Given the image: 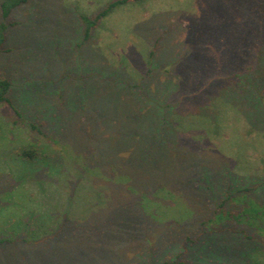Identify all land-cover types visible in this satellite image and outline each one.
Returning <instances> with one entry per match:
<instances>
[{
	"label": "rangeland",
	"instance_id": "374dc122",
	"mask_svg": "<svg viewBox=\"0 0 264 264\" xmlns=\"http://www.w3.org/2000/svg\"><path fill=\"white\" fill-rule=\"evenodd\" d=\"M4 1L0 79L11 81L10 95L22 117L44 126L43 132L33 129L0 103V237L16 238L25 231L31 238L0 244V264H151L136 256L147 241L137 209L123 207L129 201L122 190L125 179L102 177L107 160L124 163L136 175L140 167L145 175L173 180L178 202L161 211L165 223L158 221L171 240L180 227H187V221L176 217L190 218L185 205L194 206V199L183 191L188 192L186 181L193 178L220 184H211L219 190L212 209L228 181L232 193L258 185L254 201L264 208V102L243 94L246 89L229 88L230 82L180 95L190 84H207L218 51L239 66L247 63L243 52L257 43L264 52V0H136L113 9L85 42L80 15L112 0H29L8 16ZM161 35L158 49L150 54ZM214 42L218 47L210 46ZM150 63L156 66L148 71ZM159 63L170 69L159 68ZM142 77L149 78L154 97L176 96L164 114L173 139L161 147L162 153L139 135L162 126L161 109L143 100ZM24 147L51 157L23 160L18 150ZM109 152L115 158L106 160ZM95 162L100 173L90 169ZM95 178L104 189L95 190ZM74 179L83 185L82 179L84 186L73 199ZM179 183L185 188L178 190ZM108 211L115 214L111 220ZM76 217L91 222L95 229L90 231L100 230L98 222L102 228L87 233L86 223L80 228ZM66 218H71L67 225ZM255 225L243 234L215 232L200 244L202 253L196 258L197 249L190 246L186 264H264V226ZM155 247V264L180 260L178 248Z\"/></svg>",
	"mask_w": 264,
	"mask_h": 264
},
{
	"label": "trees",
	"instance_id": "16d2710c",
	"mask_svg": "<svg viewBox=\"0 0 264 264\" xmlns=\"http://www.w3.org/2000/svg\"><path fill=\"white\" fill-rule=\"evenodd\" d=\"M28 1L29 0L4 1L2 3V10L4 16H8L9 13L11 12L13 13V11H15L18 7L22 6L23 4H26ZM132 1H136V0H112L107 5L97 10L96 12H93L89 15L81 14L80 19L84 24L83 26L84 41L82 42L88 41L91 38L92 33L101 24L103 18H105L110 12H112L113 9L121 5L130 3ZM5 28H6L5 25H2V33L0 34L1 41H3L4 39L3 32ZM162 37L163 35H161L160 38L158 37L154 40L153 50L150 52V54H155L156 50L159 47V40H161ZM216 44L217 43L214 42V44L212 43V45L210 46H217L218 44L217 45ZM219 44L221 45V43ZM221 46L223 47L224 45ZM243 56L247 60V63H245V65L242 64V66H239L238 64L239 61L235 62L234 60L230 61L228 59H225L226 57H223L222 53L219 54L218 51L217 55L214 54L216 69L210 74V77L206 82L207 84L206 85L190 84L189 86H186L184 88L182 87L183 90L181 89L180 95L182 94L181 96H185L190 91H196V92L202 91L204 88L208 87L209 84L215 85L216 87H221V86L228 87L230 82L232 87L229 88H234V86H236L237 92L240 93L243 92V89H246V91L243 92V94L244 93L251 94L255 98L260 99L262 102H264V52H262L260 48V44L257 43L256 47L252 48L249 52H246L245 54L243 52ZM154 66H156V64L150 63L148 71H150ZM157 66L159 68H167L166 70L170 69L167 66H162V64L160 65V63ZM223 78L229 81L228 82L219 81L220 79ZM137 85L135 84L136 87H138ZM11 86H12L11 81L8 78L0 79V103H6L15 112L19 120H21L23 123L29 124L33 129L38 130L39 132H43L42 131L44 126L43 124H41L42 125L41 128V126L35 124L32 120H26L24 117H22V114L19 111V109L13 104V100L10 95ZM139 86H141L142 88L140 89V92L142 94L144 102H150L153 104V106L156 105L158 108L161 109V114L159 116L158 115L156 116H158L159 119L162 120V126L160 130L146 132V133L141 132L139 135L142 137L141 140L153 141L151 147L155 149L159 147L157 151H159V153L160 152L162 153L161 147H163L164 145H169V143H171V140L173 139V135H171L169 125L166 123L167 119H164L166 117V115L164 114L169 109H171L170 107L172 106V99L176 96L173 95L172 93L171 95H164L163 97L160 96L154 97L151 88H149L150 86L149 78L147 79V77L140 78ZM160 88H161V83L158 84L154 89L159 90ZM156 143L159 145L156 146ZM18 151H19L18 155L22 157L23 160H27L30 162H33L35 160L43 161L51 157V153L48 152L42 153L39 148L24 147L19 149ZM106 155L108 156L106 158L107 160L109 156L112 157L113 154L109 152ZM146 155L153 156V154L151 155V152L148 151L146 152ZM142 156L143 158L146 159L145 154H143ZM112 158H115V156H113ZM108 161L110 160L106 161V174H103L102 177L106 179L105 177L112 178L115 175L118 177L117 179H120L121 177L125 179V183L127 187H124L125 190L124 189L122 190L123 192L125 191V195L127 194L129 201L125 200L123 204L125 203L126 204L123 205V207L126 208L129 206L132 209L133 208L137 209L136 213L140 217V221H141L140 232L144 237V239L147 241L146 243L141 245V247H139V249L136 251V256L138 258H146L148 261L151 262V264H155L153 259L158 256L157 253L159 251L156 250L155 246L159 243H161L164 249H167L166 247H164V245H167L170 249L178 248L179 251L177 253V257L180 260L179 261L164 260L158 264H176V263L186 264L187 260L184 258V256L188 252V250H190L191 248L190 246L193 245L195 249H197V252L194 255L196 258L199 254L202 253V250L200 249V244L204 242L206 238L212 237V235H214L215 232L217 233L218 231H228V232L233 231L234 233L240 232L243 234L247 231V226H252V225L256 226L255 224H258L259 226H264L262 225L264 224L263 223L264 208L260 207L258 205V202L254 201V199H256L255 189L258 185L252 184L251 186L241 187L237 192L232 193L231 184L233 183L231 181H228L227 185L221 186L223 197H220V201L217 200L219 201V203L216 204L214 209H212L211 205H213V203L216 202L215 199L219 193V190L216 191L212 190L211 184L213 183L214 185H220V184L210 181L208 178L206 179L198 178L196 180L193 178L192 181L185 180L187 182L186 185L188 192H186V190L185 192L183 191V193L186 194L188 197L194 199L193 201L195 203L194 206L192 205L189 206L188 205L189 203L185 205L187 207L188 215L190 218L185 219L184 217L183 218L176 217L177 219H179V221L180 219H182L183 221H187L186 222L187 227L183 225V227L181 228L180 226L182 224L178 222L180 231L173 233L174 238L171 240L170 234H167L166 236L165 233H163V230L162 231L159 230L160 228L158 221L159 220L162 221V218L160 217L161 211L164 212L165 210L169 209L170 206L176 205V203L178 202V200L174 198L176 194L175 192L177 190L171 188L173 186V180L167 179L166 177L160 175L156 177L145 175L144 174L145 170L140 167L136 168L137 170H140V172H138V175H136V173H134L135 171L132 172L129 170V168H125L124 163L120 162L121 164H118L116 166L115 164L117 163H113L111 161L110 163H108ZM111 163H113V165ZM91 165H90L91 170L100 173L98 170H101V168L97 166L99 165L98 162L92 163ZM192 171H193L192 175L196 173L195 170ZM96 179L97 178H95V181ZM106 181H103V183H106ZM73 182L74 184H72L71 186V191L73 193V199H74L75 196L78 195L80 189L83 188L84 181H82V179L80 180V182H83V185L78 184V179H74ZM96 182H97L95 184L96 189L94 187L95 190L98 189L99 191L105 188L104 184H100L98 181ZM76 184L78 185L77 191L75 189ZM180 185L181 184L179 183L177 186L178 190L185 188L183 187V185L182 186ZM100 198H102V196ZM198 205H200L201 207H198ZM103 211L104 209L102 211L100 210L97 213H95L91 221H97V217L101 216V213ZM108 214L110 215V219L108 220H111L113 219L112 217H115V214H110L109 211ZM108 220L106 219V229H109L108 225L109 223H111ZM167 220H170V218H167ZM65 221L66 223L64 224L67 225L68 222L71 221V218H66ZM74 221L77 222L76 224H78L79 227L82 226L81 225L82 223L83 224L86 223V225L84 226L88 228L87 233L95 234L94 232L98 233L102 228L101 224L98 222L100 230L98 231L94 230V232L91 230L92 231L91 232L90 229H95V228H90L92 223L91 222L88 223L87 222L88 220L81 221L76 217ZM174 221L177 222V220ZM198 221L200 222L199 224H197ZM162 223L165 222L162 221ZM193 224H197V225H195V227H191L194 226ZM92 226L94 225L92 224ZM169 226L171 227V225ZM58 232L59 231L57 230V233ZM57 233L52 235H56ZM154 233L157 235L154 236ZM177 234L181 236L180 239L178 240L176 239L177 236H175ZM243 236H245V238L248 239L252 237L251 235H246V234H244ZM48 237L51 238V236ZM16 239L18 241L25 242V241H29V239L31 238L26 235L25 231H20L17 234L16 238L0 237V244L6 242H13V240ZM34 239L35 238H33L32 240ZM181 239L182 242L179 243V240ZM165 242L166 244H164ZM135 264L137 263L135 262ZM139 264L142 263H140L139 261ZM204 264H209V261H207Z\"/></svg>",
	"mask_w": 264,
	"mask_h": 264
}]
</instances>
